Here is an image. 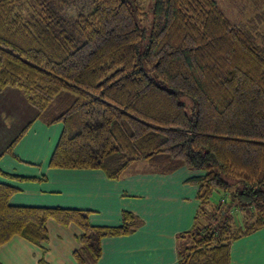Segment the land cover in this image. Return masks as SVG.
<instances>
[{
    "label": "trees",
    "instance_id": "trees-1",
    "mask_svg": "<svg viewBox=\"0 0 264 264\" xmlns=\"http://www.w3.org/2000/svg\"><path fill=\"white\" fill-rule=\"evenodd\" d=\"M79 1L0 0V91L20 90L36 120L63 124L51 168L113 180L139 161L204 171L190 180L200 207L177 238L179 264H232V243L264 228V28L236 25L217 0H151L147 11L137 0ZM31 125L7 153L16 157ZM17 191L0 183V247L20 237L43 248L55 221L81 230L77 264H96L102 239L142 224L130 212L96 227L86 210L14 206Z\"/></svg>",
    "mask_w": 264,
    "mask_h": 264
},
{
    "label": "crops",
    "instance_id": "crops-1",
    "mask_svg": "<svg viewBox=\"0 0 264 264\" xmlns=\"http://www.w3.org/2000/svg\"><path fill=\"white\" fill-rule=\"evenodd\" d=\"M29 123L13 157L7 150ZM62 131V123L48 126L36 120L35 109L20 90L0 91V171L10 175L0 174V183L18 189L11 204L86 210L96 227H118L130 212L141 226L130 235L102 239L96 264H179L177 238L192 230L200 207L199 187L190 180L205 172L182 167L161 173L139 161L113 180L97 170L51 168ZM47 229L43 248L20 237L1 246L0 264H77L74 252L80 248L81 230L55 221H48ZM231 262L264 264V228L232 243Z\"/></svg>",
    "mask_w": 264,
    "mask_h": 264
},
{
    "label": "rangeland",
    "instance_id": "rangeland-1",
    "mask_svg": "<svg viewBox=\"0 0 264 264\" xmlns=\"http://www.w3.org/2000/svg\"><path fill=\"white\" fill-rule=\"evenodd\" d=\"M86 0L79 1L75 5L78 9L82 7L87 8ZM144 5L145 10L147 11L152 6L151 0H137ZM219 6L222 8L226 16L236 25L247 28L252 32H258L259 29L263 30L264 28V0H217ZM81 7V8H80ZM76 9V8H75ZM77 12V10H75ZM151 13H147L140 20V25L142 28H146L150 23ZM149 17V18H148ZM188 106L189 110L191 109V103L189 99L183 98ZM221 199V193H215L212 197V200L219 201ZM244 213L241 212L237 214L236 220L238 224H242V217Z\"/></svg>",
    "mask_w": 264,
    "mask_h": 264
}]
</instances>
